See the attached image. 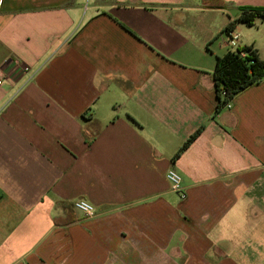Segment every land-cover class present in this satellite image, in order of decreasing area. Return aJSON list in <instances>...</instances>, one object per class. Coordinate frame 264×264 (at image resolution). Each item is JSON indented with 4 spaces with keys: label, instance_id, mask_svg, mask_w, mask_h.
<instances>
[{
    "label": "crops",
    "instance_id": "crops-1",
    "mask_svg": "<svg viewBox=\"0 0 264 264\" xmlns=\"http://www.w3.org/2000/svg\"><path fill=\"white\" fill-rule=\"evenodd\" d=\"M225 2L0 0V264H264V80L213 77L264 0Z\"/></svg>",
    "mask_w": 264,
    "mask_h": 264
},
{
    "label": "trees",
    "instance_id": "trees-1",
    "mask_svg": "<svg viewBox=\"0 0 264 264\" xmlns=\"http://www.w3.org/2000/svg\"><path fill=\"white\" fill-rule=\"evenodd\" d=\"M206 8H226L225 0H202ZM239 16L229 22L222 34L230 37L238 25L253 26L257 21L264 22V6H241ZM217 105L215 115L221 112L229 102L247 88L259 84L264 80V60L254 44L243 45L236 50H229L222 56L216 57L213 72ZM199 128L180 148L175 159L201 133Z\"/></svg>",
    "mask_w": 264,
    "mask_h": 264
},
{
    "label": "built area",
    "instance_id": "built-area-1",
    "mask_svg": "<svg viewBox=\"0 0 264 264\" xmlns=\"http://www.w3.org/2000/svg\"><path fill=\"white\" fill-rule=\"evenodd\" d=\"M239 37L240 36L238 33L233 32L230 37H227V39L225 40V43L232 50H236L239 47V43H238ZM25 70L29 71L30 68L25 67ZM4 79H5L4 77H0V87L3 85L5 81ZM231 105H232V102H229L226 105V107L230 108ZM166 178L170 184L171 190L175 193H178L181 196V198H184L186 196V193H185V187L183 185V178L180 172L177 171L176 169L171 168L167 171ZM73 207L81 211L82 213H84V215L87 217H93L97 214L94 204H92L91 202L87 200H83V199L76 200L73 204Z\"/></svg>",
    "mask_w": 264,
    "mask_h": 264
},
{
    "label": "rangeland",
    "instance_id": "rangeland-1",
    "mask_svg": "<svg viewBox=\"0 0 264 264\" xmlns=\"http://www.w3.org/2000/svg\"><path fill=\"white\" fill-rule=\"evenodd\" d=\"M241 26L244 29L242 33L240 32L241 38L239 39V43L241 41H245L246 43H248V45L258 44L260 45V47L263 48L264 51V22L257 21L256 24L253 26H247L245 24H242ZM234 32L238 33V31L237 32L234 31ZM225 39H227L226 36Z\"/></svg>",
    "mask_w": 264,
    "mask_h": 264
}]
</instances>
